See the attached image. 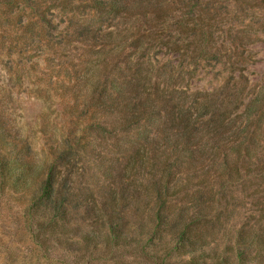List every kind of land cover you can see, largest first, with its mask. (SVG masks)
<instances>
[{"label": "trees", "instance_id": "1", "mask_svg": "<svg viewBox=\"0 0 264 264\" xmlns=\"http://www.w3.org/2000/svg\"><path fill=\"white\" fill-rule=\"evenodd\" d=\"M258 31L264 0H0L7 72L61 118L40 156L0 112V195L38 246L264 264V80L238 51ZM201 62L220 69L211 91L191 89Z\"/></svg>", "mask_w": 264, "mask_h": 264}, {"label": "rangeland", "instance_id": "2", "mask_svg": "<svg viewBox=\"0 0 264 264\" xmlns=\"http://www.w3.org/2000/svg\"><path fill=\"white\" fill-rule=\"evenodd\" d=\"M54 22H62L65 14L54 12L49 16ZM114 24L124 29L126 21L114 20ZM253 33L252 28L248 29ZM255 41L239 48V66L244 71L252 85L261 84L264 80V33L258 31ZM162 56L165 60L166 51L158 48L153 56ZM176 62L179 57L170 56ZM15 62L11 61L5 53L0 50V112L4 114L13 129L22 137L28 139L34 151L43 154V143L40 138L39 128L57 126L61 123L56 105L48 107L35 97L31 85L25 84L19 87L14 84V78L7 70L13 72ZM40 67L42 62L40 61ZM240 70V69H238ZM218 67L211 64L200 63L195 77L191 80L192 90L211 91L216 88L220 81ZM223 71L222 74H226ZM49 126V127H50ZM30 225L23 209L16 204L8 195H0V264H81L78 258L70 256L61 250L49 247H40L30 233ZM94 264H143L141 259L132 252H120L116 260H97Z\"/></svg>", "mask_w": 264, "mask_h": 264}]
</instances>
